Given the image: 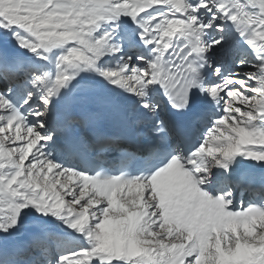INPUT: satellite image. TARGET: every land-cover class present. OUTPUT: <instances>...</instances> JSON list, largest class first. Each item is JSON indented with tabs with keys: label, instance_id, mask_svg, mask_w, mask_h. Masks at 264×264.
<instances>
[{
	"label": "snow or ice",
	"instance_id": "obj_1",
	"mask_svg": "<svg viewBox=\"0 0 264 264\" xmlns=\"http://www.w3.org/2000/svg\"><path fill=\"white\" fill-rule=\"evenodd\" d=\"M257 170L264 0H0V264H264Z\"/></svg>",
	"mask_w": 264,
	"mask_h": 264
},
{
	"label": "bare ground",
	"instance_id": "obj_2",
	"mask_svg": "<svg viewBox=\"0 0 264 264\" xmlns=\"http://www.w3.org/2000/svg\"><path fill=\"white\" fill-rule=\"evenodd\" d=\"M258 179H261V172H260V170H257V174H256L253 182L257 181Z\"/></svg>",
	"mask_w": 264,
	"mask_h": 264
}]
</instances>
